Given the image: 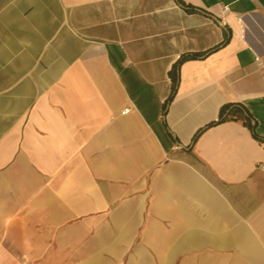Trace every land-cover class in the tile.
I'll return each mask as SVG.
<instances>
[{
	"label": "crops",
	"instance_id": "0c3cea01",
	"mask_svg": "<svg viewBox=\"0 0 264 264\" xmlns=\"http://www.w3.org/2000/svg\"><path fill=\"white\" fill-rule=\"evenodd\" d=\"M0 264H264V0H0Z\"/></svg>",
	"mask_w": 264,
	"mask_h": 264
},
{
	"label": "trees",
	"instance_id": "16d2710c",
	"mask_svg": "<svg viewBox=\"0 0 264 264\" xmlns=\"http://www.w3.org/2000/svg\"><path fill=\"white\" fill-rule=\"evenodd\" d=\"M191 58H195V56L192 55ZM183 59H185V57H182L179 62H181ZM170 75L172 77V82H173V91H175V86L177 84L178 77L176 76L173 70L170 72ZM227 119L242 121L245 125H247V127L252 131L253 135L255 136V127L251 125V117L247 113L245 108L242 107L241 105L239 104L223 105L219 111L218 121L211 123V125L223 122ZM198 134L199 132L195 134L194 138Z\"/></svg>",
	"mask_w": 264,
	"mask_h": 264
},
{
	"label": "built area",
	"instance_id": "2783aa9c",
	"mask_svg": "<svg viewBox=\"0 0 264 264\" xmlns=\"http://www.w3.org/2000/svg\"><path fill=\"white\" fill-rule=\"evenodd\" d=\"M127 112V110L123 111L122 114H125Z\"/></svg>",
	"mask_w": 264,
	"mask_h": 264
}]
</instances>
